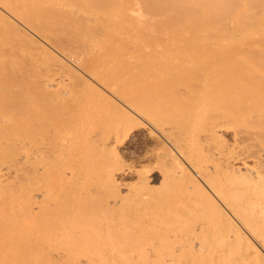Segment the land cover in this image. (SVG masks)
Wrapping results in <instances>:
<instances>
[{
  "label": "bare ground",
  "instance_id": "1",
  "mask_svg": "<svg viewBox=\"0 0 264 264\" xmlns=\"http://www.w3.org/2000/svg\"><path fill=\"white\" fill-rule=\"evenodd\" d=\"M255 1L257 0H0V7L3 10L5 9L6 13L11 14L10 16L13 15L12 18L15 16L19 22L28 26L32 30L29 29L31 32L37 35L40 34L45 40L51 39L55 45L56 42L61 44V41H66V45L57 47L61 50L59 53L68 59L67 61L73 63L72 66L74 64L81 66L87 74L93 76L99 84L107 88L127 108L129 107L141 115L146 123L144 128L146 130L147 127V133L149 134L153 130L156 133L153 132L156 139H159L157 138L159 136L167 141L177 152L176 154H179L191 168L190 170L193 172L191 177L194 180L193 182L197 184L196 186L201 188L200 182L205 185L211 194L205 191L203 185L201 189L204 193H208V197L216 205L218 199L214 197L215 194L219 198L218 201L222 202L230 216L235 219L233 220L234 223L236 222L245 231L244 233L252 238L254 242H248L250 246H246L249 249L250 247L258 248L259 246L263 250L262 254H264V21L260 19L263 18L262 15L260 17V7H262L260 5H262V2L264 4V0L257 1H262L258 6L260 13L257 12V8L254 9L253 4ZM164 4H166V11L173 9L174 12V10L181 7L180 9L184 8L186 14L178 22L176 21L177 23H169L166 26L165 38L163 37L154 45L148 44L145 39V27L147 26L144 27L143 17H141L142 11L145 6L146 8H151V6L163 8ZM123 7L126 9H123ZM252 9L256 10L257 14L259 13L256 18L259 21L255 20ZM262 13L264 14V10ZM243 14L244 17L247 16L248 22L246 18L244 20V17V22L241 19ZM252 15L254 18L251 17ZM165 16L169 20L167 14ZM2 19L9 22V18L2 17ZM135 19L142 23V28L139 29L140 33L135 31L137 26L133 29L132 25ZM167 20L164 21L165 24ZM0 22L2 26H5L3 24L5 22L1 20ZM135 22L137 23V21ZM1 23L0 221H5L3 223H6L7 228H4L5 225L1 224L5 230L0 231V245H2L0 264H52L47 260L50 259L47 258V252H50L49 257L68 260L70 261L69 264H111L113 257H110L112 253H110V250L113 241L111 242L110 236L112 237L113 234V226L110 227L112 234L108 233V226L116 223L113 217H111L113 223H109L111 221L109 213H113L109 212L113 208L109 207V204L110 202L112 204L115 201L118 202V198L116 199V195L114 196L111 190L116 189L118 191L117 189L120 187H125L126 190L129 189L126 181H123L125 180L124 176L118 178L114 174L120 170L121 172L127 171L132 167L127 168L130 165L126 168L104 166L106 163H110L113 153L107 162L104 160L105 156L101 159L96 157L95 164L88 170L90 172L97 170L94 175H97L98 172L97 176H100L101 181L98 180L96 186H103L112 195L109 192H106V195L102 193L106 197L104 201L101 199L105 202V206H98L95 209L93 208L95 206L90 205V200L100 189L98 191L96 186H92V188L83 186L86 185L87 180L83 185L78 182L77 184L76 177L79 174L77 169H80V167L75 166V164H79V160L90 158L89 153H87L90 149L107 148L110 142L117 141L115 140L116 136L118 144L119 138L124 137H120V134L123 135L128 128L126 127L128 124L125 126L123 122L127 121L125 117H129L130 113L128 114L125 109L123 110L122 106H118L119 103L115 105L116 102L112 100L114 103L112 106L118 107L115 108L116 110L119 109L117 112L120 111L125 116L122 118H125L123 122L122 119L117 120L121 118L119 114V117L116 118L115 116L118 125L119 122H122L125 127L122 130L123 133L119 132V135H116V127V132L110 131V126L114 128L112 123L115 122L108 120L110 116L114 115L115 110L112 112L108 108L110 110L108 111L103 106V110L112 113H109L110 115L109 117L107 115V118L106 113L102 114L101 109L98 107L102 105L103 101L102 103L98 101V103L94 98L95 102H91L94 105L95 103L98 104L97 108L100 111L97 112V108L94 107L96 110L92 112L93 106H90L92 108L91 113L97 112L98 114L101 112L100 115L107 118H104L106 120L104 126H107L105 125L108 124L107 121L111 122V125L109 124L110 126L105 128L100 127V129L96 126V128L83 131L85 124L87 126L93 125L92 121H96L95 116L100 119L98 122L103 124L105 121L101 120L99 114L90 116V113L86 112V108H83L85 103L80 99V94L72 83L73 71L70 73V68L68 69L64 65L65 63L60 67L58 66L59 68L57 66V68H51L46 63L47 61L35 60V53L31 55L29 50L21 48L23 46L20 42L15 41L18 37L13 36L15 39H12L13 37L10 36V39L15 43L17 42L18 46L14 42V45L10 41L8 42L9 38L2 39L3 32L7 34L9 32L4 31L6 28L2 27ZM218 24L227 26V28L225 26L226 30L222 25L226 33L221 34V30L219 33L210 30L213 26L214 29L217 28ZM25 32L27 31L22 30V33ZM178 32H190L188 34L184 33L187 37L191 35L185 38L187 44L183 43V40L181 43L169 42V38L171 39L173 34ZM131 33L136 34L132 35ZM254 34L262 35V43L248 44L251 45L248 47L250 48V54H247L249 53L248 49L245 53H243V49L237 51L246 42L248 43V40L241 43L237 39L241 36L250 37ZM6 36L8 37V35ZM29 36L31 37V35ZM30 39L33 40L34 38L31 37ZM172 40L174 39L172 38ZM221 40L222 43L225 41L223 45L226 49H223L224 46ZM255 40L257 42V39ZM33 41L37 40L34 39ZM119 41H126L125 45L127 44L128 48L124 50L119 45ZM215 41L221 43L223 47L220 44L219 46L223 50L215 48ZM227 42L234 43L235 46L234 44L233 46L239 48L236 47V49L231 50L232 47L229 43L228 50L230 49L231 52L227 53ZM54 43L48 48H52ZM122 46L126 48L124 45ZM17 56L19 59L22 56L27 58L24 60L27 63L26 66L22 63V58L20 62L24 66L18 68L22 64L17 63ZM14 62L18 64V67L13 66ZM46 65L49 68H46ZM7 69L8 71L10 69V71L8 72ZM85 80L87 81L86 77ZM59 83H62L60 86H63L61 90L59 89ZM92 84L93 87L96 86L95 83ZM54 86L59 87L60 91H55ZM95 88L98 89L99 87ZM3 93L7 94V98L9 95V97L11 96L10 99H12V96L15 99L11 100L12 102L8 99L10 103H8L9 101L3 102L1 98ZM100 93L102 94L103 91ZM101 94L99 95L101 96ZM87 99L88 97L85 99L86 103L90 100L87 101ZM109 99L108 97L105 98L106 101L111 100ZM13 102L16 103V108L12 106L14 105ZM91 102L89 104H92ZM79 105L83 109L79 108ZM51 112L55 113L54 115H57L61 121L51 123L52 119L57 118L55 116L50 120V117H53ZM117 112L115 111V113ZM130 116L133 117L134 115L130 114ZM132 117L129 118L132 119ZM89 118L90 120L93 119L92 124L89 123L90 121L88 122ZM137 121L139 122V119ZM224 130H231L234 136L233 140L236 141L235 145L232 143L230 150L219 141V135ZM53 139L57 141L53 143ZM164 147L169 150L167 146L162 148ZM84 148H87L88 151H82ZM99 152L101 151L99 150ZM107 155L108 159L110 155ZM146 156L145 154L144 157ZM47 158L57 159V164H64L60 160L70 162L68 165L65 164L66 167L59 168L61 181L56 185L54 184V186L52 185V188L48 187L52 183L48 182L47 185V170H51V163L47 161ZM166 159L158 160L159 162L154 163V166L158 164L163 168L162 163ZM51 162L55 163V161ZM90 162V165L93 164L92 161ZM112 162L114 163V161H111V166L114 165ZM168 162L166 163L168 164ZM57 164L52 165L56 166ZM176 164L175 162L174 164L171 163L174 167L176 165L179 168L177 161ZM79 165H81V162ZM164 165L167 168L171 166L165 163ZM158 166L156 165V169L161 172H158L162 178V181L159 180L161 183L164 180L163 176L168 175L173 167L168 168L169 172L167 171V173L163 171V173H166V175H163L161 167ZM153 168L155 169V167ZM180 168H174V171L175 169L183 171L182 167ZM82 169H86V167H82ZM86 170L85 172L83 170V176L89 175L90 172L86 173ZM148 171L144 173L141 171L139 173L142 174H137V176L144 181L147 178L145 173H148ZM174 171L171 173L175 174ZM181 171L178 176H180ZM170 174L168 178H173V174ZM91 175L90 178L88 177V181H91L93 177L98 178ZM194 176L199 180V183L194 179ZM221 176L229 178L230 182L224 183V185L220 183L217 187L211 184L213 183L212 180L218 177L220 179ZM168 178L166 176L164 181H168ZM84 179L81 180L82 183ZM181 179L184 182V178ZM144 182H147V180ZM174 182L172 181V184ZM191 184V187H194L193 183ZM128 185L130 186V184ZM82 186L86 188H82ZM103 187H99L102 192ZM143 187L147 189V185H143ZM181 187L179 186V188ZM225 188L229 190L223 192ZM176 190L178 191V187ZM100 194L98 195L100 197H97L96 194V200L101 198ZM82 197H90V200L87 199L89 207L86 204V199V205H84V201L81 202ZM226 200L234 203V205L227 203ZM96 202H99V200ZM120 202V205L123 204ZM95 205H98V203ZM63 208L65 212L61 216H54L56 211L63 210ZM47 209L53 212V216H47ZM47 221L53 225L50 227H53L57 232L52 233L58 234L56 236L58 241L54 243L57 246L53 243L47 245V243L54 241V237L51 236L52 241L48 238ZM118 226L120 224L116 227L118 228ZM238 226L236 227L238 228ZM47 238L50 242H47ZM24 240L38 242L37 251L24 256L21 252L9 250L12 248L10 246L18 245ZM246 240L248 241V239ZM77 245H79V249L75 248ZM157 248L143 249L137 252V255L141 261L145 260V257H148L150 253L157 258L165 256L174 259L179 256L174 251L165 254L158 246ZM123 252L126 253V251ZM219 258L222 257L219 256ZM123 260L126 259L122 258L121 261ZM218 260L217 258L211 260V264H235L234 262H228V260L227 262H223V259L221 262ZM144 264H147V262Z\"/></svg>",
  "mask_w": 264,
  "mask_h": 264
},
{
  "label": "rangeland",
  "instance_id": "2",
  "mask_svg": "<svg viewBox=\"0 0 264 264\" xmlns=\"http://www.w3.org/2000/svg\"><path fill=\"white\" fill-rule=\"evenodd\" d=\"M257 1H255V3H254L255 5L253 4V6H255L254 9L257 8L256 10H257V12H259L258 11V9H259L258 6L260 5V2H262V1H260V2H257ZM166 4H168V3H166ZM166 4L163 5V8L162 7L154 8L152 6H151V8L150 7L146 8V6H145V9L142 11L143 13L141 14V17H143L142 20L144 22V27L147 26V27H145L146 28L145 29V36H146L145 39L148 42V44H151V45L153 44L154 45V44H156L157 41L159 42L160 40H162V38L166 35L165 34L166 33L165 32L166 26H168L169 23H171V24L177 23L178 20L180 18H182L183 16H185V14H186L185 11H184V8L180 9L181 7L177 8L176 10H174V12L172 11L173 9H168L166 11V9H165L166 8ZM256 4H257V7H256ZM260 6H262V7L264 6L263 2H262V5H260ZM262 7H260V12L261 13L260 12L259 13H260V17L262 15L263 18H260V17L259 18L262 21H264V14L262 13L264 8H262ZM124 8L125 7H123V9ZM157 9H158V11H157ZM256 10L252 9L251 11L253 13L252 12L251 13L255 16V20L259 21V19H256L259 16L258 15L259 13L257 14ZM5 11H6L5 9L3 10V8L0 7V20L5 22V23H3L5 26H2V23L1 22L0 23H1L2 27L6 28V29H4V31L7 30L6 32H9V33L7 34V33L3 32V35L1 33V35H2L1 38L2 39H7V38L10 39V36H12V37L14 36L15 38L18 37L17 39H15L14 37L13 38L11 37V38L15 39V41L17 40V42H20V44L23 47H21L20 45L19 46L21 48H23L24 50H29V52H31V55H33V53H35L34 54V56H35L34 59L35 60L39 59V60L47 61L46 63H48L49 66H51V68L52 67L57 68L58 66L60 67V66H62V64L65 63L64 65H66L68 67V69L70 68L69 72L71 73L73 71L72 73H73L75 78L72 75V77H73L72 83L76 86V88H77V90H78V92L80 94V97H81L80 99L83 100L84 103H85V104H83L81 102L83 104V106H84L83 108H86L85 110H86V112L90 113V116L91 115L93 116V115L97 114V112L100 111V109H101L102 114L106 113L105 114L106 117H107V115L109 117V115H110L109 113H111V112L108 113V111H110L109 109H111L112 112L114 110L117 112L119 109L116 110L115 108H118V107L112 106V104L114 105L113 101L117 103V104L115 103V105H118V103H119L118 106H122L121 108L123 110L125 109V111L128 112V114L130 113L131 115H134L132 117L129 114V117L130 118L132 117V119H130L127 116L126 117L123 116V114L120 111L117 112V113H115V111H114V115H112V117L111 116H110V118L107 117L108 120H110L111 122H115L118 125V122H116L115 116L117 118V116L119 114V116L121 117V118L117 119L119 121L123 117H125L127 121L123 122V120L125 119L124 118V119H122V122L124 123L125 126L128 124V126H126V127H128L126 129V132H124V133L122 132V130L125 128L123 126L122 122H119L118 126L115 123L114 124L112 123V125H114V128L112 126H110L111 122L109 123V121H107L108 124H105V125L110 126L111 127L110 131H112V132L115 131V127H116V131L117 132L115 131L116 132L115 134L119 135V132L120 133L122 132L123 135L120 134V137L124 136L123 137L124 140H123V138H119V142L117 144L118 138L116 136L115 140H117V141L110 142L111 145H110V143L108 145V146H110L109 149H108V146H107V148L104 147V149L101 148L102 150L101 149H98V150L90 149L89 152H87V153H89L90 158H92V159H90L89 157L88 158L86 157L87 160L86 159H84L82 161L79 160V164L81 162V165L75 164V166H77V167L79 166L80 167V169L76 168L77 170H79L78 171L79 174H77L78 177H76V183L78 182V183L83 185L86 182V180H87L86 185L84 184L83 186H88V187L90 186L91 188H92V186L94 187V186L98 185V180L101 179L100 176L99 177L97 176L99 174L98 172H97V175H94L97 170L95 172H93V171L90 172L88 170V169L92 168L93 165L95 164L96 157L101 159V158H104V156H105L104 160H105V162H107L109 160V158H111L112 153H113V156H112L113 159L112 158L111 159L114 161V163L112 162V164H114V165L111 166V161L112 160L110 159V163H108V164L106 163L105 164V162H104V164H105L104 166H106V165L109 166V167H113V166L120 167L121 166L122 168H126L128 165H130L127 168L132 167V168H129L127 171L124 170V171L121 172V170H120V171L115 172V174H114L118 178L123 175L125 180H123V179H121V180L126 181V183H127L126 185L128 186L127 188H129V189L126 190L125 187H120L119 188L120 190L117 189L118 191H116V189L111 190V191H113L112 193H114L113 195L114 196L116 195V199L118 198L117 199L118 202L115 201L113 204L110 202L109 207L111 206L113 208H111L112 211H109V210L108 211L109 212H113V213L112 214L109 213V215H110L109 219H111V217H113L114 222L117 225L120 224V226H118V228H117L116 227L117 225L114 224L112 222L113 220L111 219V221H109V223H113V224H109V226H108L109 230L107 229L108 233L110 232L109 234H112V231H113L112 237L109 235L110 238H111V242L113 241V245H111V250H110V253L112 252L110 254V257L111 256L113 257L111 259V264H120L119 262H121L122 264H144L146 262H147V264H211L213 259H215V258L219 259L218 260L219 262H221L222 259H223V262H227V260H228V262H234L235 264H264V254H262L263 250L259 246H258V248L250 247V249L247 247L248 245L250 246V243L254 242L252 240V238L251 237L249 238V235L244 233L245 231L242 230L240 228V226H238L236 224V222L234 223L233 220H235V219L230 216V214L227 212V208L226 209L224 208L225 206L222 205L221 201H218L219 198L217 196H215V194H214V197L216 199H218L217 200V204L215 205V202L211 198L208 197V193L211 194L209 189L205 185H203L201 182L199 183V180L194 176V179H196V181L200 184L201 188L204 186L203 188H205V191L208 192V193L207 194H206V192L204 193V191L200 187L196 186L197 184H195L193 182L194 180L191 177V175L193 176V172H192V170H190L191 168H189L188 164L183 160V158H181L179 156V154H176L177 152L171 147V145L167 141H165L163 138H161L159 136L157 137L159 139H156L154 137V135L156 133L152 129H151L152 131L149 132V134H148L147 133L148 132L147 127H146V130L144 128L146 123L144 121V118L141 115H139L138 113L134 112L129 107L127 108V106H125V104H123L121 101L116 99V97L107 88H105L104 86L99 84V82H97L96 79L93 76L91 77V75L87 74V72L85 70H83L81 66L78 65L79 66L78 67L75 64H74V66H72L73 63H71L70 61H67L68 59H66L64 56H62L59 53V52H61V50L59 48H57V47H60V46L64 45L66 41H61V44L56 42L57 43L56 45H58V46H56L55 43L53 42V40H51V39H46L45 40L40 34L37 35L36 33L31 32L32 30L28 26H26L25 24H22L21 22H19V20L16 19L15 16L12 18L13 15L10 16L11 14L6 13L7 11L6 12ZM154 11L157 12V13H155ZM175 11H177V12H175ZM166 14H167V17H169L168 18L169 20H167V18L165 16ZM253 15L251 16L252 18H254ZM164 16H165V18L163 19ZM170 16H172V17H170ZM2 17L9 18L8 19L9 22L7 20H5V19H2ZM243 17H244V14L241 16L242 20H243ZM245 18H246V20L248 22V18H247L246 15L244 17V20H245ZM161 20H163V21H161ZM165 20H167L166 24L164 22ZM244 20H243V22H244ZM135 21H137V23ZM135 21H134V24L132 25L133 29H135L136 26H137L135 31L140 33L139 29L141 30V28H142L141 24L142 23L138 19H135ZM146 21H147V23H146ZM14 23H15L16 26L13 25ZM135 24H137V25H135ZM161 24H162V27H161ZM22 25L23 26L25 25V26L23 27ZM222 25L225 28L226 25L221 24V26H220V24H218V27L215 26L217 28H220V29L215 28L218 31L214 29V26L211 27L210 30L211 31L214 30L215 32H218V33L221 30L220 31L221 34L226 33L225 29L227 28V26L224 29V28H222L223 27ZM27 28H28V30L30 29L31 31L30 30L28 31ZM22 30L23 31H27L28 33L27 32L22 33ZM178 33H176V34L174 33L175 36H174V34L172 36V38L174 40H172V38L171 39L169 38V42L170 41H175V42L181 43V41L183 40V43H185V40H187V39H185L187 37L185 34L187 32H184L185 34L183 32L182 33L178 32ZM188 33H190V32H188ZM131 34L133 35V34H136V33H131ZM6 35H8V37ZM29 35H31V37H33L37 41H33L34 39L33 40L30 39L31 37ZM35 35H37V36H35ZM258 35L259 34H256L254 38H252L253 36H250V37H245L244 36L246 39L243 36L239 37V39H237L238 42L240 40L241 43L242 42L245 43L246 40H248V43L246 42V44L242 45L240 48L238 46H236L237 49L239 48L237 51H239V50L241 51L243 49V53H245V52H247L246 49H248L249 53H247V54H250V48H248V47L251 46V45H248V44L262 43V41H261L262 35H259L260 39L258 38ZM190 36H188V37H190ZM236 37H238V36H236ZM226 38H228V37H226ZM250 38H252V39H250ZM12 39L7 40V41L8 42L10 41L14 45L15 42ZM244 39H245V41H243ZM255 39H257V42H256ZM258 41H260V42H258ZM17 42L15 43V45H17ZM62 42H63V44H62ZM219 42H220V40H219ZM219 42H216V41L214 42L215 43V48L218 49V50L226 49L225 45H223V44H225V41L222 43V40H221V43H222V45L225 48ZM52 43H54L52 45V48H48V47L51 46ZM125 43H126V41L125 42L119 41V45L124 50L128 48L127 44L125 45ZM44 44H46V45H44ZM174 44H176V43H174ZM185 44H187V43H185ZM219 44H220V46L223 47V49H220ZM228 44L231 45V47H232V48H230L231 50H234V48L236 49V47H234L235 46L234 43H233L234 44V46H233V44H231V42H227V44H226L227 45V51H226L227 53H229V51L231 52L230 49L228 50V48H229ZM122 45H124L126 48H124ZM53 47H54V49H53ZM45 49H48L49 51L45 50ZM23 57L24 56H22V58ZM59 57H61L60 59H62L63 63H62V61H60ZM16 58L15 59L18 60L17 63L20 64L21 63L20 60L22 58L19 59L18 56ZM25 58H23L21 60L22 63H24V65L27 64V63H25L26 61H24ZM15 62L13 63L14 64L13 66L14 67L15 66L18 67V64H16ZM27 62L29 63L28 60H27ZM24 65L23 64H22V66L19 65L18 68L23 67ZM47 65H46V68H49V67H47ZM75 66H77V67H75ZM7 71H8V69H7ZM9 71H10V69H9ZM78 75H79V77H78ZM85 77L87 78V81L85 80ZM0 79H2V78L0 77ZM92 83H95V85H96L95 87H99V88L96 89L95 87H93L94 85ZM60 84H62V83H59L58 85L60 86ZM55 87L56 86H54V90L57 91V92H59L61 90V88H63V86H60V88L58 87L60 89L59 90L57 87L56 88ZM95 90H98L100 92L103 91V93L101 94L100 92L95 91ZM104 93H106V94L104 95ZM99 94H101V96ZM6 95L7 94L3 93L2 97H1L3 102H8L9 100L11 101V100L15 99L13 96H12V99H10L11 96L9 97V95H8V98H7ZM4 96H6V97H4ZM104 96H105V98L106 97L110 98L111 99V100L109 99L110 101H112V100L113 101L112 102L106 101L108 99L105 100V98H103ZM3 97H4V99H6V98L7 99L4 101ZM87 97H88V99H90L89 102H91V101H93V102L100 101L102 103V101H103V103H102V105H99V106L96 103H95V105H96L95 106L92 102H91L92 104H89V102L86 103L85 99ZM91 98H92V100H91ZM94 98H95V101H94ZM88 99H87V101H88ZM10 101L8 103H10ZM108 102H109V104H108ZM15 105H16V103H14V105H12V106H15ZM41 106H42V104H41ZM90 106L91 107L93 106L92 107L93 108L92 112L96 110V109H94V107L97 108V106H98L100 109L97 108V112L92 114L91 113V109L92 108ZM103 106H105V108H104L105 110H108L107 112L102 109ZM16 107L17 106H15V108ZM39 107H40V104H39ZM79 108H82V106L79 105ZM101 112H99L98 114H99V116H101V120L102 121L104 120L105 122H103V124L98 122V121H100V119L97 116L94 117V119L96 118L97 122L95 120L92 121L93 119L90 120V118H91L90 117L88 119V122L90 121L89 123L92 124L91 123V121H92L93 125L87 126V124H85V126L83 128L84 129L83 131H86V130H89V129H92V128H96V126H98L97 127L98 129H100V127L101 128L107 127V126H104V123H106L105 119H107V118L104 117L105 118L104 119L103 116L100 115ZM51 113H53V112H51ZM54 114L55 113H53V117L51 116L52 114L50 115L51 116L50 120L52 118H54L55 116L57 118L52 119L51 123L52 122L54 123V121H55V123H58L59 121H61L60 118H58V116L54 115ZM127 118L130 119V120H128ZM133 118H136V119L133 120ZM97 119H99V120H97ZM138 119H139L140 124H138L139 123L137 121ZM131 120H132V122H131ZM89 123H88V125H89ZM95 123H97V124H95ZM122 126H123V128H122ZM128 132H129V134H128ZM126 134H128V135H126ZM219 137H220L219 141L222 143V145L226 146V148H228V149L230 147H232L233 144L235 145V143H236V141L233 140L234 136H233V133L231 132V130H224V132L222 131V134L220 133ZM146 138H148V139H146ZM153 139H154L155 142L153 141ZM223 140H224V142H223ZM56 141H57L56 139H53V143L56 142ZM113 142L115 143L114 145L112 144ZM156 142L157 143L160 142L161 144L160 143L157 144ZM230 143H231V145L229 146ZM161 145L167 146L169 150H166L165 147L162 148L163 146L161 147ZM99 150L101 152H99ZM82 151H88V150H87V148H84V150H82ZM114 153H115V156H114ZM147 153L148 154L150 153L149 154L150 156ZM166 153H168V154H166ZM107 154L110 155V157H108V159H107V156H108ZM145 154L147 155L146 157H144ZM152 156H155V157L153 158ZM114 157H115V160H114ZM150 157H151V159H150ZM163 158L166 159V161L164 160V163L166 165H168V164L171 165V163L174 164V162L176 164V161H177L178 165L180 167H182L183 171H181V170L177 171L176 169L174 171V168L181 169L180 167L178 168V166L176 167L177 164L175 165V167L173 165H171V166L168 165L170 167H173L171 172L174 171V173H175V174H173V173L170 172L171 174H173V178L174 179L173 178H168V175L170 173L168 175H166V173H167V171L169 172L168 168H170V167H168V168L165 167L164 163H162L163 161H160L163 164V166L167 169L166 170L164 167L162 168L161 165H159L161 167V169H162V173H163V171L166 172V173H163V175L165 174L167 176V178H168L167 179L168 181H164V180H166L165 179L166 176H163L164 180H163V182L160 183V181H162V178L160 176L161 172L157 171L158 169H156V165L158 166V164H156L154 166V163L159 162L158 160H163ZM47 161L49 163H51L50 164L51 167L49 166L51 168V170L50 169L47 170V172H48L47 173V185H48V182L52 183L51 185H48L49 188H52L54 186V184L56 185L57 183H59L61 181L60 173H59L60 169L59 168L60 167L61 168L62 167H66L68 165V163H70V162L64 161V160H60V162L62 161V162H64V164L63 163H61V164L58 163L57 164L56 163V162H58L57 159L53 160V159H48V158H47ZM51 161H55V163L54 162L52 163ZM90 161H92L93 164L90 165L89 164ZM167 161H169L168 164L166 163ZM82 162H84V163H82ZM66 163H67V165H65ZM116 163H118V164H116ZM52 164H57V165L54 166ZM53 166H54V168H53ZM82 167H86V169L88 171L86 169H82ZM153 167H155V169ZM57 168H58V170H57ZM148 169H149V171H148ZM151 169H153V170H151ZM83 170H84V172L86 170V173L90 172L89 175L87 176V174H86V175L83 176V174H84ZM159 170H160V168H159ZM141 171H142V173H144L145 171H148V173H145V177H147L145 179L147 180V182H144L146 180L143 181L141 178H139L137 176V174H142V173H139ZM180 171H181V174H180V176H178ZM134 172H135V174H134ZM158 172H160V173H158ZM91 173H93V175L97 176L98 178H96V177L94 178L93 175H91ZM151 174H152V176H151ZM90 175L93 177L91 179L92 180L95 179V180L88 181L89 178H90ZM123 176L120 177V178H123ZM54 178H56V179H54ZM86 178H88V179H86ZM181 178H184V182L182 181L183 179H181ZM82 179H84L83 183L81 181ZM96 179H97V181H96ZM217 180H219V181L217 182ZM172 181H175L174 182L175 184L174 183L172 184ZM212 181H213V183H211V184L217 187L218 184H220V183H222L224 185V183L230 182V179L227 178V177H222L221 176L220 179L218 177V178H215ZM251 181H253V180H251ZM145 183L147 185V189H146V187H145V189L143 187V185L146 186ZM179 183H181V184H179ZM191 183H193V185H194V187L192 186L193 189H191L192 188L191 187V185H192ZM128 184H130V186ZM158 184H160V185H158ZM187 184H189V185H187ZM83 186H82V188H86V187H83ZM179 186L180 187L182 186L184 188L181 189L182 187L179 188ZM96 187H98V191H99V189H100V191L99 192L97 191L98 193H95V195L91 197L92 200H90V197L89 198H86V197L83 198L82 197L83 200L81 201V202L84 201V205L87 204V206L89 207V201H87V199L90 200V205L92 207L95 206V207H93L95 209L98 206L99 207H103V205L105 204V202H103V201L106 200V197L104 195H106V192H109L108 190H106L101 185L100 186H96ZM99 187H101V188L103 187L104 188V189H102L103 192L101 191V188H99ZM138 187H139V189H138ZM177 187H178V191H180V192H178L176 190ZM188 187H189V190H188ZM124 188H125V190H124ZM104 190H105V192H104ZM226 190H229V189L225 188V191L223 190V192H226ZM119 191H121V192H119ZM184 191H186V192H184ZM100 192H101V194H100ZM102 193L103 194L105 193V194L103 195ZM109 193L112 195L111 192H109ZM120 193H122V194H120ZM182 193H184V194H182ZM96 194H97V197H100V196H98L99 194L101 195V198H97V200H99V202H96L97 201L96 200ZM107 196H108V194H107ZM85 199L87 201L86 204H85ZM93 199H94L95 202L93 201ZM101 199H103V201ZM137 200H139V201H137ZM67 201H68V199H67ZM100 201H102V202H100ZM120 201H122V202H120ZM188 201H190V202H188ZM226 201H227V203H229V204L231 203L232 205H234V203L230 202L229 200H226ZM119 202L123 203V204L120 205ZM97 203H98V205H95ZM114 204L117 207L116 206L114 207ZM217 205H218V207H217ZM223 210H225V211H223ZM64 212H65V210L63 208V210H60L58 212L56 211L54 213V216H56V215L57 216H59V215L61 216V214H63ZM49 215L53 216V212H50L47 209V216H49ZM111 215H113V216H111ZM117 220H118V222H117ZM3 222H5V221H0V231L1 230H5L4 228L6 227V223H3ZM204 223H205V226H204ZM1 224H3V226L5 225L4 228L1 226ZM51 225L52 224H50V222L47 221V234L49 235V237H48V235H47V237L51 241L54 239V241L50 242V240H48V238H47V242L48 241L50 242V243H47V245L52 244V243L53 244L57 243L56 241H58L56 239L57 238L56 236L58 234L52 233V232H55L56 230H54L53 227H50ZM236 226H238L239 229ZM1 227H2V229H1ZM110 227H112L115 230H113L111 228L112 229V231H111ZM50 232H51V234H54V235H51ZM55 233H57V232H55ZM243 233H244V235H243ZM51 236L54 237V238L51 239ZM245 238L248 239V241ZM248 242H250V243H248ZM38 244H39L38 242H32V241H25L24 240L23 242L19 243L18 245L10 246V247H12L10 249L8 248L9 246L7 248L9 250H12V251L21 252V254L23 253L24 256L25 255L28 256L31 253L37 251L36 247H38L37 246ZM54 245L57 246V244H54ZM78 246L79 245H77V247H75V248H78ZM157 246L165 254L168 253V252H173L174 251V253H178L177 255H179V256L177 258H174V259H170V258H167L165 256H162V258H159V257L157 258L154 255H151V253H150L148 255V257H145L146 259L143 260L144 262L139 259L138 255H137L138 254L137 252H139V251H141L143 249L144 250H149V248H151V247L157 248ZM1 247H2V245H0V249H1ZM78 249H76V250H78ZM123 251H126V253H124ZM121 252H122V254H120ZM49 253L50 252H47V258H50V259H47V260L50 261L52 264H69V262H70V261L62 259V258L49 257L48 256ZM164 253H162V254H164ZM125 254H126V256H125ZM258 255H260V256H258ZM119 256H120V258H119ZM219 256H221L222 258H219ZM124 257H126V258H124ZM122 258L126 259V260L125 261L124 260L121 261Z\"/></svg>",
  "mask_w": 264,
  "mask_h": 264
}]
</instances>
